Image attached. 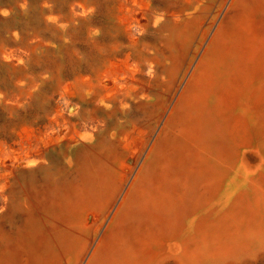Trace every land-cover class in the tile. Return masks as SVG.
Here are the masks:
<instances>
[{
	"label": "bare ground",
	"instance_id": "obj_1",
	"mask_svg": "<svg viewBox=\"0 0 264 264\" xmlns=\"http://www.w3.org/2000/svg\"><path fill=\"white\" fill-rule=\"evenodd\" d=\"M207 1L26 0L40 70L0 103L40 114L0 137V264L264 254V0Z\"/></svg>",
	"mask_w": 264,
	"mask_h": 264
},
{
	"label": "rangeland",
	"instance_id": "obj_2",
	"mask_svg": "<svg viewBox=\"0 0 264 264\" xmlns=\"http://www.w3.org/2000/svg\"><path fill=\"white\" fill-rule=\"evenodd\" d=\"M177 1L178 0L175 1L154 0V3L156 5L159 3L170 5L171 2H177ZM207 2L212 3L215 1L208 0ZM5 11L8 13L7 16L0 14V90L5 97H9L10 94H12L13 92L12 79L14 73L16 72L22 73L27 78V76L36 75L37 71L40 70L41 65L36 63V61L33 62V60L37 59L40 56L43 48L40 46L32 45L31 42L29 41L30 31L22 27L23 23L27 21L29 14L28 9L26 7V0H0V13H3ZM16 51L18 53L23 54V58H22L23 61L18 64L15 62H10L9 60L5 59V57L3 56V55H7L9 57L11 54H13ZM153 89L156 90V92L158 93V87H154ZM19 91H20V95L24 98V99L22 98L24 100L23 102L27 103L25 104L26 106L24 107V109L13 111L12 109L6 107L4 103L2 104L0 103V137H5L7 138V140H9L11 133L10 131L11 123L15 124L17 122H23V121L27 122L31 118H37V116L40 114L39 110H37L36 107L34 106V103L38 97L35 94H32L33 89L27 90L25 88H19ZM27 91H30L32 93H29ZM24 92L26 93L25 96L27 97L23 96ZM157 98L158 97L156 96V99ZM127 102L129 103L128 100ZM122 115L123 114H121L119 111L112 110V113L109 112L106 114H100V117L102 118L105 124H107L110 127H114L113 125L117 120L118 122L121 121L120 117ZM124 115H128V113L124 112ZM141 116H143L145 120L146 119L148 120L151 115L146 113V114H141ZM4 125L6 127H4ZM161 136L165 138L166 130L163 131V133H161ZM245 160L251 163L254 162L256 159L254 158V156L250 155L247 156ZM74 166L75 163L72 157V164L70 168H74ZM13 188L19 189L18 185L16 184ZM20 197L21 194L18 191V198L20 199ZM236 264H264V254L258 255L254 258L243 260Z\"/></svg>",
	"mask_w": 264,
	"mask_h": 264
},
{
	"label": "clouds",
	"instance_id": "obj_3",
	"mask_svg": "<svg viewBox=\"0 0 264 264\" xmlns=\"http://www.w3.org/2000/svg\"><path fill=\"white\" fill-rule=\"evenodd\" d=\"M0 14H2V15H5V16H7L8 15V13L5 11V12H3V13H0Z\"/></svg>",
	"mask_w": 264,
	"mask_h": 264
}]
</instances>
